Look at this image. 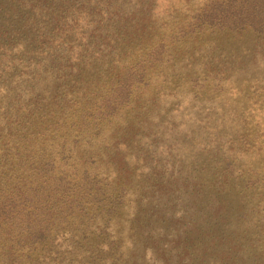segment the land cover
I'll return each instance as SVG.
<instances>
[{
  "label": "rangeland",
  "instance_id": "obj_1",
  "mask_svg": "<svg viewBox=\"0 0 264 264\" xmlns=\"http://www.w3.org/2000/svg\"><path fill=\"white\" fill-rule=\"evenodd\" d=\"M0 264H264V0H0Z\"/></svg>",
  "mask_w": 264,
  "mask_h": 264
}]
</instances>
